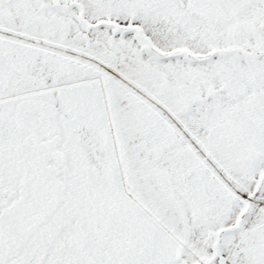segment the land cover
Listing matches in <instances>:
<instances>
[{"label": "snow or ice", "instance_id": "snow-or-ice-1", "mask_svg": "<svg viewBox=\"0 0 264 264\" xmlns=\"http://www.w3.org/2000/svg\"><path fill=\"white\" fill-rule=\"evenodd\" d=\"M0 264H264V0H0Z\"/></svg>", "mask_w": 264, "mask_h": 264}]
</instances>
